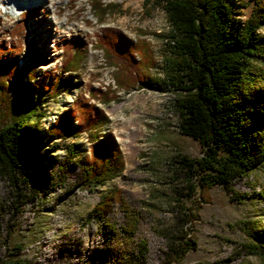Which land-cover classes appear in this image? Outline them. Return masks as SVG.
<instances>
[{"label": "rangeland", "instance_id": "obj_1", "mask_svg": "<svg viewBox=\"0 0 264 264\" xmlns=\"http://www.w3.org/2000/svg\"><path fill=\"white\" fill-rule=\"evenodd\" d=\"M37 1L20 15L12 16L7 12L8 0H0V43L21 49L18 56H6L7 61L15 59L20 67L26 65L25 46L30 38L37 40L39 48L52 58L40 72L57 74L62 43L68 39L83 40L87 53L78 72L77 87L45 103L34 129L44 135L57 115L87 87L108 90L118 100L97 106L109 118L105 131L111 132L119 144L124 169L119 177L101 187L79 188L67 195L68 187L79 178L80 159L88 155L86 136L51 145L44 143L38 155L48 169L38 201L21 206L19 213L13 214L9 209L8 184L0 177V262L10 258L14 248L20 246L22 250L12 258L25 259L29 264H121L126 251L135 252L136 244L144 242L147 252L143 264H264V248L259 244L255 248L248 246L253 241L245 229L251 225L264 232V168L231 185L239 194L259 195L243 200H234L220 185L203 183L201 177L205 178L206 173L188 180L178 158L197 159L203 154L197 141L178 133L174 103L181 97L179 92L167 86L161 91L118 89L113 80L115 69L107 66L102 51L93 47L96 36L105 29L121 33L134 43L144 41L150 46L156 65L149 74L165 80L160 67L166 55L163 37L169 28L165 13L154 4L155 0H149L146 6L145 0H102L103 4H116L117 9L100 21L90 11V0ZM228 1L235 8L228 30L236 33L253 2ZM26 13L30 15L25 16ZM20 23L24 24L23 32L16 35L14 31ZM260 32L264 34V28ZM67 145L79 147V158L65 167L60 185L62 173L57 168ZM55 183L57 187L49 189ZM114 189L137 211L138 224L130 240L111 243L106 240L104 221L119 229L124 218L118 206L113 204L103 220L91 217L90 212L102 195H109ZM185 219L186 223L182 221ZM181 224L194 249L175 262L169 242Z\"/></svg>", "mask_w": 264, "mask_h": 264}, {"label": "trees", "instance_id": "obj_2", "mask_svg": "<svg viewBox=\"0 0 264 264\" xmlns=\"http://www.w3.org/2000/svg\"><path fill=\"white\" fill-rule=\"evenodd\" d=\"M155 2L164 11L169 28L163 37L166 55L160 67L165 80L149 74L156 65L150 46L144 41L134 43L121 33L105 29L96 36L93 47L100 49L106 65L115 69L113 80L118 89L140 87L161 91L167 86L179 92L181 97L174 103L178 133L197 141L203 154L197 159L178 158L177 163L188 180L190 176L206 173L205 178L201 177L203 183L220 185L234 200L255 197L258 193L239 194L231 185L264 168V34L260 32L264 28V0H252L251 11L236 33L228 30L235 9L228 0ZM148 3L145 0L143 5ZM88 5L99 21L117 9L116 4H103L102 0H90ZM23 27L20 23L14 34L20 35ZM62 44V59L57 74L52 75L50 71H39L52 58L39 48L37 40L30 38L26 42L27 64L21 67L15 59L5 58L18 56L21 49L0 43V177L8 184L9 209L13 214H18L21 206L38 201L41 195L48 166L39 157L38 149L44 143L51 145L86 136L88 155L80 159L79 178L68 187L67 195L79 188L101 187L119 177L124 169L119 144L111 132L105 131L109 118L97 106L118 100L108 90L87 87L86 92L77 95L57 115L44 135L34 129L45 103L77 87L87 44L79 38ZM77 158L79 147L67 145L57 168L62 173L60 185L65 167ZM56 187V183L49 185V189ZM113 204L118 206L124 220L119 229L104 221L106 240L111 243L130 240L137 229L138 213L119 190L102 195L90 216L103 220ZM182 221L186 223L187 219ZM245 229L253 241L248 246L255 248L259 244L264 248V232L251 225ZM186 232L181 224L170 239V256L175 262L194 249L186 240ZM21 250L16 246L14 254ZM146 252V244L140 242L135 252L124 253L121 264H143ZM14 254L0 264H29L25 259L12 258Z\"/></svg>", "mask_w": 264, "mask_h": 264}, {"label": "bare ground", "instance_id": "obj_3", "mask_svg": "<svg viewBox=\"0 0 264 264\" xmlns=\"http://www.w3.org/2000/svg\"><path fill=\"white\" fill-rule=\"evenodd\" d=\"M36 3H38L37 0H8L7 12L12 16H17Z\"/></svg>", "mask_w": 264, "mask_h": 264}]
</instances>
